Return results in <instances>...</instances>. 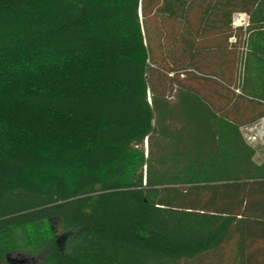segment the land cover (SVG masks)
<instances>
[{"label":"trees","instance_id":"trees-1","mask_svg":"<svg viewBox=\"0 0 264 264\" xmlns=\"http://www.w3.org/2000/svg\"><path fill=\"white\" fill-rule=\"evenodd\" d=\"M261 117L264 0H0V263L264 264Z\"/></svg>","mask_w":264,"mask_h":264},{"label":"rangeland","instance_id":"rangeland-1","mask_svg":"<svg viewBox=\"0 0 264 264\" xmlns=\"http://www.w3.org/2000/svg\"><path fill=\"white\" fill-rule=\"evenodd\" d=\"M145 145V143H144ZM254 160L257 163H262L264 162V148H259L258 150L255 151V156ZM53 228V229H52ZM68 229L65 228L60 222L57 220H52L51 222L48 223L47 226H45L43 229H41V233L39 231H31L25 232L26 235L33 236V237H42V238H49V237H55V236H60L63 233L67 232ZM68 245V242L66 246ZM40 257H31L27 255H10L8 256L6 260V264H35L39 261ZM2 264V263H0Z\"/></svg>","mask_w":264,"mask_h":264},{"label":"built area","instance_id":"built-area-1","mask_svg":"<svg viewBox=\"0 0 264 264\" xmlns=\"http://www.w3.org/2000/svg\"><path fill=\"white\" fill-rule=\"evenodd\" d=\"M247 20L245 14L237 13L233 15L231 25L233 28L246 27ZM240 131L245 143L254 151L264 148V117L242 126Z\"/></svg>","mask_w":264,"mask_h":264},{"label":"water","instance_id":"water-1","mask_svg":"<svg viewBox=\"0 0 264 264\" xmlns=\"http://www.w3.org/2000/svg\"><path fill=\"white\" fill-rule=\"evenodd\" d=\"M76 233H77L76 231H68V232L63 233L60 236H56V243H57V246H58L59 251H60L61 254H64L65 253L67 242Z\"/></svg>","mask_w":264,"mask_h":264}]
</instances>
